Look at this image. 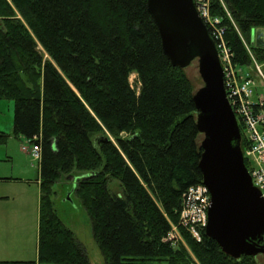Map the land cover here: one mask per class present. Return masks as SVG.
I'll list each match as a JSON object with an SVG mask.
<instances>
[{
  "label": "trees",
  "instance_id": "obj_1",
  "mask_svg": "<svg viewBox=\"0 0 264 264\" xmlns=\"http://www.w3.org/2000/svg\"><path fill=\"white\" fill-rule=\"evenodd\" d=\"M222 1L210 0V13L235 62L249 64L239 34L264 28V0ZM193 92L163 51L147 0H0V98L14 101L13 133L40 145V261L90 264L52 198L66 176L104 264H259L226 255L204 229L200 241L182 226L184 242L163 240L187 187L202 183Z\"/></svg>",
  "mask_w": 264,
  "mask_h": 264
},
{
  "label": "water",
  "instance_id": "obj_2",
  "mask_svg": "<svg viewBox=\"0 0 264 264\" xmlns=\"http://www.w3.org/2000/svg\"><path fill=\"white\" fill-rule=\"evenodd\" d=\"M147 8L172 65L184 69L197 60L203 82L192 99L201 133L198 167L210 195L205 235L232 258L264 254V197L244 163L216 44L194 0H147ZM250 40L264 48V28H252Z\"/></svg>",
  "mask_w": 264,
  "mask_h": 264
},
{
  "label": "rangeland",
  "instance_id": "obj_3",
  "mask_svg": "<svg viewBox=\"0 0 264 264\" xmlns=\"http://www.w3.org/2000/svg\"><path fill=\"white\" fill-rule=\"evenodd\" d=\"M241 36L253 46L250 35ZM256 63L264 74V59ZM254 66L253 62L251 68ZM184 72L193 91L203 85L197 60L185 67ZM135 80V74H132L130 83L134 87ZM13 116L14 101L0 98V132L7 135L5 141L0 143V260H35L37 264H63L43 262L38 258L39 163L30 152L23 149V146L28 147L30 151L32 143L24 136L13 133ZM72 180L64 176L54 184V205L63 223L82 244L90 264H104L101 251L92 235L89 216L73 193ZM118 184V180L114 178L108 182L113 191L120 190ZM180 242H184L183 238ZM256 259L259 264H264V254H258Z\"/></svg>",
  "mask_w": 264,
  "mask_h": 264
},
{
  "label": "built area",
  "instance_id": "obj_4",
  "mask_svg": "<svg viewBox=\"0 0 264 264\" xmlns=\"http://www.w3.org/2000/svg\"><path fill=\"white\" fill-rule=\"evenodd\" d=\"M219 1L224 6L223 1ZM194 2L217 47L224 70L226 98L236 117L241 141L243 139L244 147L241 149L244 162L247 163L246 168L253 185L264 197V74L260 65L256 63L257 59L249 41L241 35L240 38L251 63L242 65L235 62V54L225 39V26L221 24L219 17L210 13V0H194ZM226 12L230 17L229 12ZM253 62L255 66L252 69ZM257 78H260V81H257ZM29 152L39 161V143L32 144ZM209 205L210 195L203 183L188 186L182 195L179 223L175 225L170 222L171 228L163 240L171 244L182 241L179 231V226H182L194 239L200 241L201 231L207 222Z\"/></svg>",
  "mask_w": 264,
  "mask_h": 264
},
{
  "label": "crops",
  "instance_id": "obj_5",
  "mask_svg": "<svg viewBox=\"0 0 264 264\" xmlns=\"http://www.w3.org/2000/svg\"><path fill=\"white\" fill-rule=\"evenodd\" d=\"M27 148H28V147L24 148V146H23V149H24L26 152H29Z\"/></svg>",
  "mask_w": 264,
  "mask_h": 264
}]
</instances>
